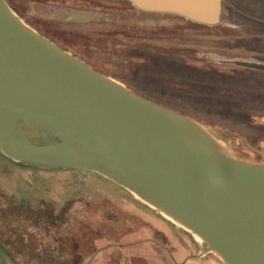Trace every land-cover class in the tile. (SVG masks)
I'll use <instances>...</instances> for the list:
<instances>
[{
    "label": "rangeland",
    "instance_id": "374dc122",
    "mask_svg": "<svg viewBox=\"0 0 264 264\" xmlns=\"http://www.w3.org/2000/svg\"><path fill=\"white\" fill-rule=\"evenodd\" d=\"M8 1L96 70L215 137L227 131L217 139L230 156L264 164V69L246 65H264V0H252L258 23L228 11L213 27L123 0ZM206 248L100 174L16 162L0 150V264H218L195 257Z\"/></svg>",
    "mask_w": 264,
    "mask_h": 264
},
{
    "label": "water",
    "instance_id": "95a60500",
    "mask_svg": "<svg viewBox=\"0 0 264 264\" xmlns=\"http://www.w3.org/2000/svg\"><path fill=\"white\" fill-rule=\"evenodd\" d=\"M213 27L222 0H127ZM260 69L264 65L246 64ZM0 150L95 172L200 238L224 264H264V164L46 38L0 0Z\"/></svg>",
    "mask_w": 264,
    "mask_h": 264
},
{
    "label": "trees",
    "instance_id": "16d2710c",
    "mask_svg": "<svg viewBox=\"0 0 264 264\" xmlns=\"http://www.w3.org/2000/svg\"><path fill=\"white\" fill-rule=\"evenodd\" d=\"M7 2H8V4H9V6L11 7V9L12 10H14L15 12H16V9L11 5V3L8 1V0H6ZM123 1H125L126 3H128L132 8H134L133 6H132V4L129 2V1H127V0H123ZM228 11H232L236 16L238 15H240V16H243V17H245V18H248V19H250V24H255V23H258L259 21L257 20V16H256V14L254 13V11H253V7H252V0H240V1H237V0H222V15H221V18L222 19H226L227 18V15H228ZM184 19V18H183ZM242 24V23H241ZM64 49V48H63ZM104 74H106V73H104ZM136 92V91H135ZM138 94H141V95H143V96H145V97H147V98H150V97H148L147 95H145V94H142V93H140V92H137ZM155 100V99H154ZM159 102V101H158ZM172 108V107H171ZM174 110H178V109H175V108H173ZM179 112H182V111H180V110H178ZM183 114H185V113H183ZM186 115V114H185ZM220 134H217V136H216V138H218V139H223V140H225V139H227V136H228V132L227 131H225V130H222L221 132H219ZM230 134V133H229ZM230 136H232V138H234L235 136L231 133L230 134ZM254 162H261V160L259 159H257L256 161H254ZM20 209H21V212L23 213V212H27V210L25 211L24 210V207L23 206H21V205H19L18 206ZM19 212H20V210H19ZM30 217V216H29ZM50 218L51 219V221H53V223H52V225H54L55 223H56V220L59 218V216H52V214L50 215V216H47V218ZM31 218V217H30ZM36 218V217H35ZM39 218V217H38ZM6 231H9V230H5V229H3V232H6ZM62 242H63V237H59L58 238V240H56L55 241V243H57L58 244V246H60L61 247V244H62ZM222 264H224V263H222Z\"/></svg>",
    "mask_w": 264,
    "mask_h": 264
},
{
    "label": "crops",
    "instance_id": "0c3cea01",
    "mask_svg": "<svg viewBox=\"0 0 264 264\" xmlns=\"http://www.w3.org/2000/svg\"><path fill=\"white\" fill-rule=\"evenodd\" d=\"M209 256H211L218 264H222L223 263L217 256H215L212 253H207V254H204V255L198 253V254L195 255V257L198 258V259L207 258Z\"/></svg>",
    "mask_w": 264,
    "mask_h": 264
},
{
    "label": "bare ground",
    "instance_id": "6f19581e",
    "mask_svg": "<svg viewBox=\"0 0 264 264\" xmlns=\"http://www.w3.org/2000/svg\"><path fill=\"white\" fill-rule=\"evenodd\" d=\"M166 218L170 219L169 217L165 216ZM171 221H173L172 219H170Z\"/></svg>",
    "mask_w": 264,
    "mask_h": 264
}]
</instances>
